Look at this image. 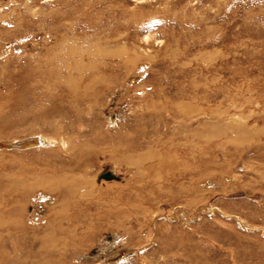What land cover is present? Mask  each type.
<instances>
[{
    "label": "rangeland",
    "instance_id": "1",
    "mask_svg": "<svg viewBox=\"0 0 264 264\" xmlns=\"http://www.w3.org/2000/svg\"><path fill=\"white\" fill-rule=\"evenodd\" d=\"M40 137L0 146V264H264V0H0V144Z\"/></svg>",
    "mask_w": 264,
    "mask_h": 264
},
{
    "label": "bare ground",
    "instance_id": "2",
    "mask_svg": "<svg viewBox=\"0 0 264 264\" xmlns=\"http://www.w3.org/2000/svg\"><path fill=\"white\" fill-rule=\"evenodd\" d=\"M92 5L94 6H96V3L95 4H93L92 3ZM95 6H94V8H95ZM93 8V9H94ZM92 12H93V10H92ZM66 41V40H65ZM148 44V43H147ZM69 47V46H68ZM94 47V46H93ZM65 48V47H64ZM76 49V50H75ZM74 50H73V53H72V55L74 54H76V56L79 58V61L81 60V57H83L84 56V52H83V48H82V50H80V48H79V50H77V48H75ZM93 49V48H92ZM98 49V48H97ZM101 49V48H100ZM99 50V49H98ZM47 51V50H46ZM96 52V51H95ZM69 54V53H68ZM102 54V53H101ZM97 55V54H96ZM59 57V55H55L53 58H51V59H49L48 61H49V63L48 64H46L47 62L46 61H43L42 62V64H45L44 65V69H47V68H49V67H51V63H54V61H55V58H58ZM71 57V56H70ZM47 60V59H46ZM63 60V59H62ZM36 61V60H35ZM65 61H68V59L67 60H65ZM78 61V62H79ZM65 63V62H64ZM66 64H67V62H66ZM77 65H78V63H77ZM67 66H68V64H67ZM80 66V65H79ZM77 67V66H76ZM43 68V66L42 67H40L39 68V70L40 69H42ZM65 69V68H64ZM39 70L37 71V73L39 72ZM67 70H69V69H67ZM71 70V69H70ZM48 72V71H47ZM55 75H58L57 74V72L56 71H53V73H50V75L49 76H47V81L49 82H52V81H55ZM63 76V75H62ZM67 79V78H66ZM85 79H86V77H85ZM70 80H59V81H56V82H52L51 84H50V87H47V88H45V89H47V90H49V91H51V89H52V87H53V92H52V94H55L56 96H59V97H61V99L59 98V100H62L63 99V97L65 96V95H68L67 93H68V91H69V93L71 94V95H78L79 93H80V91H81V88L80 87H78L80 84L79 83H76V82H69ZM84 83V82H83ZM99 83L100 82H93V85L95 86V87H97L98 85H99ZM93 85H92V88H93ZM194 87V86H193ZM84 88V87H83ZM87 88L90 90V88H89V86H87ZM86 88V89H87ZM196 88V87H195ZM198 88V87H197ZM94 89V88H93ZM84 90V89H83ZM89 90H86L87 92L89 91ZM160 90V89H159ZM84 92V93H86L85 95H87V92ZM179 91V90H178ZM197 94V93H196ZM180 95V94H179ZM183 95V94H182ZM186 95H188V94H186ZM88 96V95H87ZM75 98L76 97H78V96H74ZM194 97V96H193ZM198 97V96H197ZM49 98V97H48ZM58 98V97H57ZM65 98V97H64ZM87 98V97H86ZM190 98V97H189ZM180 99H181V97H180ZM65 100V99H64ZM63 101V100H62ZM175 101V100H174ZM179 101V100H178ZM187 101V100H186ZM60 102V101H59ZM172 103V102H171ZM193 103V102H192ZM197 103H199V102H197ZM165 104V103H164ZM173 104V103H172ZM196 104V103H195ZM162 105V104H161ZM166 105V104H165ZM182 105V104H181ZM175 106H179V104L178 105H176L175 104ZM185 106V105H184ZM184 106H182V108L180 109L181 110V113L182 114H184L185 113V111L184 110H186V106L184 107ZM188 107V106H187ZM173 108H174V106H173ZM177 108V107H176ZM179 108V107H178ZM190 108H193L194 109V107L193 106H190ZM170 109V108H169ZM172 109V108H171ZM175 109V108H174ZM192 109V110H193ZM200 110V109H199ZM167 111V110H166ZM169 111V110H168ZM197 112V111H196ZM196 112H191V114H194V113H196ZM186 116V115H185ZM175 117V116H174ZM195 117V116H194ZM193 118V117H192ZM178 119V118H177ZM194 119V118H193ZM179 120V119H178ZM189 122V121H188ZM192 122V121H191ZM190 122V123H191ZM178 123V122H177ZM182 125V124H181ZM186 127V126H185ZM196 129H198V128H196ZM225 134L227 135V138H225V134L223 135L222 134V132L221 131H216L215 129H214V134H213V136L212 137H210L208 140L209 141H211V139H216V138H223V140L225 141L226 140V142L225 143H227V140L229 141V140H231V142L233 141V138L235 139V140H237L238 142H243L244 140H250L251 139V132H250V130L249 129H244L243 127H241L240 126V129H238V128H233V127H225ZM228 129H230V131L232 132H230ZM143 130H145V129H143ZM194 132V131H193ZM196 133V132H195ZM198 133V132H197ZM195 134L194 135V138H193V142H194V144L196 143V141H197V136H198V134ZM234 136V137H233ZM190 138H191V136H190ZM33 139V138H32ZM47 139V138H46ZM123 140H125L126 138H122ZM213 139V140H214ZM135 140H136V138L134 137V138H132V137H130V139H126L125 141L127 142V143H129L130 145H134L135 144ZM171 140V139H170ZM180 140V139H179ZM38 141H45V140H43L41 137H40V140H38V138H36L35 140H29V141H26V142H24V141H21V142H24V145L23 146H20V147H17V146H15V144H17V143H19V141L18 142H16L15 144H0V146H2V147H9V148H23L24 149V147L25 146H29L30 144V147L32 148V147H40L38 144ZM35 145H34V144ZM223 143V142H222ZM222 143H221V145H222ZM33 144V145H32ZM185 144V143H184ZM40 145H41V143H40ZM45 145H47V144H45ZM129 145V147H132V146H130ZM215 145H217V144H215ZM225 145V144H224ZM29 147V148H30ZM177 147V146H176ZM178 147H181V145H179ZM192 147V146H191ZM219 147V146H218ZM26 148V147H25ZM174 148V147H173ZM222 148V147H221ZM170 149H171V147H170ZM185 149V148H184ZM195 150V149H194ZM193 150V151H194ZM171 152V151H170ZM173 152H174V150H173ZM175 152H176V150H175ZM180 152H182V151H180ZM190 153V152H189ZM192 153H194V152H192ZM174 154V153H173ZM126 155V154H125ZM124 155V156H125ZM168 154H166V155H164L162 158H158L159 159V163L158 164H168V163H170L171 162V160H174V161H176V160H178V161H182V162H185L184 161V158L183 157H185V156H183V155H181V157L180 158H178L176 155H174L175 157H173V158H171L170 156H167ZM172 155V154H171ZM189 155H191V154H189ZM124 156H123V159L124 160H126L127 161V163H129V164H131L132 165V167H136L137 169L140 167V165L143 163V162H148V160H155L159 155L154 151V149L153 148H151V149H149V154H147V155H145V156H147V157H145V156H139V158L137 159V160H134L132 157H131V155H129V156H127V158L125 159L124 158ZM180 156V155H179ZM193 157H195V155L193 156ZM173 162V161H172ZM154 163L155 162H153L151 165H149V168L147 169L146 167H145V176H147V174H148V171L150 170V172H151V170H153V169H151V168H154L155 166H154ZM177 166V165H176ZM183 167V166H182ZM160 168V167H159ZM180 169V168H179ZM181 170H184V169H181ZM154 171V170H153ZM159 171V170H158ZM171 171V170H170ZM192 171H194V170H192ZM149 172V176L151 175V173ZM172 172V171H171ZM182 172V171H181ZM155 173H157V171L155 172ZM159 173V172H158ZM157 173V174H158ZM176 173V172H175ZM180 173V172H179ZM63 174V173H62ZM111 175V177H113L114 178V176L111 174V173H107V174H105V175H103V176H107V175ZM114 174V173H113ZM161 174V173H160ZM183 174V173H182ZM141 175V174H140ZM177 175V174H176ZM191 175V174H190ZM194 175V174H193ZM154 176H156V175H154ZM174 177H175V175H174ZM113 178H111V179H113ZM155 178V177H154ZM110 179V180H111ZM158 179V178H157ZM49 182H47V183H49V185H48V187H49V190H58V186L59 185H56V183H58V184H63L64 186V188H66L65 190H67L66 192H68L69 194H70V196H71V199H75V198H72L73 196H76V197H81V198H83V200H84V196L86 195V192L87 193H90V191H89V182L88 183H86L85 181H83V182H78L77 180H76V178H69V177H61L60 178V180L58 181V178H53L52 179V181H51V179H49L48 180ZM51 181V182H50ZM45 182V181H44ZM52 184H54V186L52 185ZM31 186V185H30ZM30 186H26L25 188H27V189H33V188H31ZM42 186H45V185H42ZM91 186V185H90ZM56 187V188H55ZM45 190V189H44ZM77 194H79V195H77ZM91 194V193H90ZM89 194V195H90ZM76 201V200H75ZM78 201V200H77ZM69 203H71V202H69ZM74 204H75V202H72V205L74 206ZM135 208V207H134ZM77 215V217H80V216H78V213L76 214ZM80 215V214H79ZM76 218V217H75ZM74 218V219H75ZM63 220V219H62ZM63 221H65V220H63ZM67 221V220H66ZM241 221V220H240ZM73 223V222H72ZM73 225H76V224H73ZM77 225H78V223H77ZM60 230H62V228L60 229ZM53 236V235H52ZM49 241V240H48ZM52 241V240H51ZM55 242H56V239L54 240ZM53 242V241H52Z\"/></svg>",
    "mask_w": 264,
    "mask_h": 264
},
{
    "label": "water",
    "instance_id": "3",
    "mask_svg": "<svg viewBox=\"0 0 264 264\" xmlns=\"http://www.w3.org/2000/svg\"><path fill=\"white\" fill-rule=\"evenodd\" d=\"M23 145H24V142H19V143L15 144V146H17V147H20V146H23ZM100 178H104L106 180H110L113 177H111V175L108 174L107 176L101 175Z\"/></svg>",
    "mask_w": 264,
    "mask_h": 264
}]
</instances>
